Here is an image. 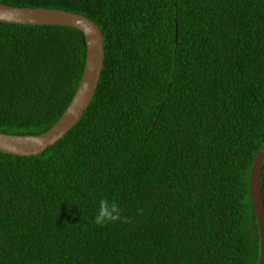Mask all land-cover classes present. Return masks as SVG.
<instances>
[{
  "label": "trees",
  "instance_id": "trees-1",
  "mask_svg": "<svg viewBox=\"0 0 264 264\" xmlns=\"http://www.w3.org/2000/svg\"><path fill=\"white\" fill-rule=\"evenodd\" d=\"M82 14L103 62L72 128L0 151V264H257L264 0H0ZM84 36L0 21V133L41 134L80 81ZM264 206V159L260 174ZM127 222L96 225L99 202Z\"/></svg>",
  "mask_w": 264,
  "mask_h": 264
},
{
  "label": "water",
  "instance_id": "water-1",
  "mask_svg": "<svg viewBox=\"0 0 264 264\" xmlns=\"http://www.w3.org/2000/svg\"><path fill=\"white\" fill-rule=\"evenodd\" d=\"M0 21L27 25H62L78 29L85 41V60L80 81L56 122L44 133L9 135L0 133V151L17 156H34L69 131L89 104L96 89L104 55L100 28L88 17L56 8L21 7L0 2ZM264 159V144L253 157L249 171V192L255 213L260 251L257 264H264V206L260 174Z\"/></svg>",
  "mask_w": 264,
  "mask_h": 264
},
{
  "label": "clouds",
  "instance_id": "clouds-1",
  "mask_svg": "<svg viewBox=\"0 0 264 264\" xmlns=\"http://www.w3.org/2000/svg\"><path fill=\"white\" fill-rule=\"evenodd\" d=\"M127 222V217L121 216L120 206L115 202H109L106 199H101L99 202V210L94 218L96 225L103 226L108 222L120 221Z\"/></svg>",
  "mask_w": 264,
  "mask_h": 264
}]
</instances>
